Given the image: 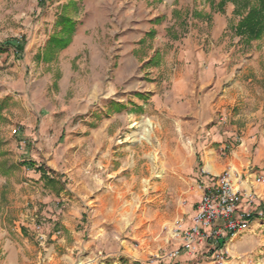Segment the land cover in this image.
I'll return each mask as SVG.
<instances>
[{
    "label": "crops",
    "instance_id": "crops-1",
    "mask_svg": "<svg viewBox=\"0 0 264 264\" xmlns=\"http://www.w3.org/2000/svg\"><path fill=\"white\" fill-rule=\"evenodd\" d=\"M102 1L120 7L113 14L111 28H105L109 22L107 11L84 10L89 14L85 21L60 11L56 16L50 14L55 25L45 29L48 11L43 6L41 13H36L37 24L27 23L21 29L32 35L29 41L28 36L23 39L18 35L14 36V45L0 39V69L13 58V66L7 69L17 72L16 80L11 82L10 76L0 70V98L11 93V101L18 106L14 118L19 129L16 148L20 161H26L21 166L27 170L18 184L26 192L22 196L25 203L21 204L20 226L12 232L0 225V264H40L36 261L37 239L25 234V226L33 224V215L42 220L45 239L55 248L47 264H75V249L93 238L81 237L78 227L87 223L83 221L87 217L82 215L75 195L89 190L92 171L100 169L103 173L109 166H116L114 172L121 170L126 147L114 143V138L144 113L158 121L159 159L177 177L197 182V200L185 207L187 219L179 223L180 228L192 224L205 186L212 185L215 175L228 165H235L243 174L251 170L264 179L262 36L245 42L236 34L240 15L234 13L230 2L210 12L209 0H192L199 4L195 11L187 10L189 0H129L142 6L141 16L134 6L123 9L124 0ZM172 1L178 5H171L165 12V2ZM124 26L130 30L123 31ZM66 37L69 41L62 45ZM34 48V60L30 61L25 52ZM43 49L50 52V57L41 65L37 61H41ZM81 50L87 51L84 56L88 59L82 63L75 59ZM109 50L114 51L116 80L125 83L121 94L110 98L101 94L98 99L92 95L79 97V90L73 88L93 80L96 51L105 58ZM29 61L38 63L32 84L24 79ZM241 61H245L244 67L236 70ZM71 89V100H66ZM109 150L111 156H103ZM208 163L219 172L211 171ZM38 167L46 179H55L62 188L45 184L47 180L41 177ZM137 170L141 171L137 167L124 170L117 178L134 177ZM2 173L7 178V173ZM5 183L4 179L0 193L5 192ZM114 188L116 194L126 193L123 186ZM253 189L252 200H239L228 219L217 218L213 224L216 232L204 237L195 250L181 246L179 237L168 243V252L178 248L168 255L173 264H246L248 258L254 259L262 252L264 180L254 184ZM111 203L115 208L107 207L108 203L101 206L105 217L98 219L99 224L120 225L119 217H108L109 209L120 207L117 201ZM168 210L164 214L171 218ZM247 211L253 215L250 220L242 219ZM228 220L238 226H229ZM201 230L210 231L208 227ZM216 254L223 259L220 263L214 260Z\"/></svg>",
    "mask_w": 264,
    "mask_h": 264
},
{
    "label": "rangeland",
    "instance_id": "rangeland-1",
    "mask_svg": "<svg viewBox=\"0 0 264 264\" xmlns=\"http://www.w3.org/2000/svg\"><path fill=\"white\" fill-rule=\"evenodd\" d=\"M226 2H230L234 6L233 11L240 15V19L250 5L256 4V0H249V5L247 7L240 8V12H235V9H237L235 0H209L210 12L217 11V9L220 10ZM171 5H178V2H165V8L162 9L166 12ZM43 6H46L45 9L48 11V14L46 13L47 15H45V17L48 18V20L44 22L45 29L47 25L52 24L53 27L55 25V18L52 17V21L50 14L51 16H56L57 12L60 11L65 16L74 15L79 17L80 20L85 21L87 19L85 16L89 14L84 13V10L107 11L109 22L105 25V28H111V19L113 20L115 18L113 17L115 15L114 12L120 8L119 5L117 6L115 3L102 0H0L1 42L14 45L13 41L15 35L23 39L25 36H28L29 41L32 35L22 33L21 29H23L24 25L27 23L32 26L37 24L39 15H36V13H41V10H43L41 8ZM122 7L123 9H129L131 7L135 10L139 9L140 15H143L142 6H139L136 2L124 0ZM198 7L199 4L192 0H189L188 5H186L187 10L192 9V11H195ZM31 9H33V13H29ZM39 9L41 10L39 11ZM110 11L113 12L110 13ZM159 11L160 10H157L156 12ZM177 11L179 12L180 8H177ZM178 12L175 11V13ZM178 19L177 17V20ZM122 30L126 31L130 29L128 26H124ZM236 34L245 41L244 36H241L237 32ZM98 35H100L99 32ZM117 35L118 34L113 37L115 40L117 39ZM261 36L262 43L264 44V33ZM68 41L66 37L64 40L65 45ZM94 41L97 42V40ZM42 46L44 47V45ZM38 47L40 48V46ZM34 50L35 48L25 52V56L30 59V61L34 60V57L31 59ZM86 52V50H81L75 59H79L80 63L87 61V57L84 56ZM42 53L41 61H37L41 63V65L47 62L49 60L48 57H50V52L45 49H43ZM96 53L97 56L95 58V65L93 66L94 71L92 73L93 80L90 82H80L79 88L74 86L73 89L79 90V97L92 95V97L97 96L98 99V96L101 94H104L103 96L108 98H110V96H119L125 83L121 81L117 82L116 80L117 68L116 61L113 57L114 51L109 50L108 57L105 58L99 56V51H96ZM13 60L14 59L11 58V62L8 65L1 66L2 69H0L2 73H7L10 76L9 80H11V82L16 80L17 76L15 69H7L9 65L13 66ZM23 61H19V63H23ZM30 61L24 79L26 83L29 82L32 84L36 78V69L34 68L37 67L38 63L35 64ZM16 63L18 62L16 61ZM244 65L245 61H241V63L237 65L236 70L242 69ZM73 69H75V67H73ZM73 84L75 85V82ZM11 87L14 86L12 85ZM72 94L73 90L71 89L66 100H71ZM11 98V93H9L6 98H0L1 101H4V108L2 110L4 118L0 120V162L8 160V162L6 161L7 172H5L7 173V178L3 177L4 173L0 171V184L4 179L6 181L4 184L6 188L5 192L0 193V206H2V208H0V225L2 228L14 232L17 226H20L19 214L22 207L21 204L25 203V198L22 196L26 194L25 189L20 188L18 184L20 180L24 178L27 170L20 164L21 156L19 149H17L19 148L17 145L18 140H15V138L17 139L18 137L19 129L16 133L12 132V129L18 128V123L14 120V118L18 116V106H16L15 102L11 101ZM5 108L6 110H4ZM141 116L148 117L151 124V128L149 127L147 130L146 139H140L138 141L137 138L136 141H129V133L133 134L138 132L135 126H131L133 122L130 123L126 131L118 133L114 138V143L120 145L122 143L126 147L125 152L127 156L124 159L121 170L114 172L116 166L115 168L109 166L107 171L105 170L103 173H100V169L97 168V172L92 171L93 177L89 182V190L86 193L75 195L77 204L80 205L84 211L82 215L87 217L83 218V221L87 220V223L78 227L82 230L83 235L81 237H93L92 242L86 244L81 243V246L75 249V254L73 255L75 264H173L172 259L168 256L173 250H169L168 252V246L170 245L168 243L176 241L177 236H173V229L178 227L179 223L187 219V215L184 213L185 207L187 205H194L199 191L197 182L189 178L177 177L175 174L176 172L173 169H169L167 164L159 159V147L156 145L158 121L148 113L141 114L140 117ZM140 117L136 120L140 121L141 119L143 120V118L145 119V117ZM11 142L13 146L10 144ZM113 148H115V146H113ZM103 156L110 157V150L107 154L104 153ZM207 166L211 171L219 172L211 168L209 163ZM135 167H137V169L139 168L141 171L138 172L139 170H137V172L134 173V177H125L124 179L117 178V176L121 177L124 170L129 171ZM62 181L66 182L65 179ZM59 184L60 186H58V182L56 184V188L58 189L62 188V183ZM116 185L126 188V193L116 194L114 188ZM180 186H182V189L179 188ZM121 200H123V202ZM115 201H117L120 206L119 210L114 209L115 205L111 203ZM105 203L109 204L107 207H114L109 209L110 213L108 210V217H119L120 225H112L111 222L110 224H106L105 222L99 224L98 219H100V217H105V215L101 214L100 210L102 208L101 206ZM147 207H149V210H147ZM168 208L171 210V218L164 214L165 211L169 212ZM5 209L7 211H5ZM3 218L5 224L2 223ZM33 218V224L25 226L27 229L25 234L27 237H36L37 242L35 241L34 243L38 245L36 261L40 264H47L54 257L55 248L45 239L47 236L42 229V220H38L34 215ZM171 245H173V243ZM261 250L262 252L255 256L254 259L248 258L246 264L264 262V246ZM163 253H167V255H163ZM256 257L258 258L256 259ZM224 264H227V262H224Z\"/></svg>",
    "mask_w": 264,
    "mask_h": 264
},
{
    "label": "built area",
    "instance_id": "built-area-1",
    "mask_svg": "<svg viewBox=\"0 0 264 264\" xmlns=\"http://www.w3.org/2000/svg\"><path fill=\"white\" fill-rule=\"evenodd\" d=\"M143 117L148 118L141 116V118ZM17 130L18 128H14L12 132L16 133ZM263 180L261 175H253L251 170L243 174L235 165H228L215 175L212 185L205 186L192 217V224L187 228L175 227L173 236L179 237L181 246L195 250L204 237L211 236L216 232L213 229L214 221L217 218L228 219L239 200L251 201L255 194L253 185L261 183ZM249 214L248 211L242 213V219H247ZM227 224L231 227L238 226V223L233 220H228ZM205 227H208L210 231L201 230ZM177 249L170 254L176 253ZM214 260H219L220 263L223 259L219 254H216Z\"/></svg>",
    "mask_w": 264,
    "mask_h": 264
},
{
    "label": "trees",
    "instance_id": "trees-1",
    "mask_svg": "<svg viewBox=\"0 0 264 264\" xmlns=\"http://www.w3.org/2000/svg\"><path fill=\"white\" fill-rule=\"evenodd\" d=\"M235 2L237 4V9H235V12H240V8H245L249 5V0H235ZM236 32L241 36H244L246 42L259 38L264 33V0H256V4H252L248 7L237 23ZM63 44H65L64 41H62V45ZM3 108L4 101L0 100V120L4 118L2 114ZM20 164H26V161H21ZM28 164L32 165L33 162L30 161ZM38 168L41 171V177H44L45 180H47L45 184L50 185L52 188H56L57 181L51 177H47L46 179L41 167ZM6 170V162L1 161L0 171L6 172ZM252 218V214H249L247 217L248 220Z\"/></svg>",
    "mask_w": 264,
    "mask_h": 264
},
{
    "label": "bare ground",
    "instance_id": "bare-ground-1",
    "mask_svg": "<svg viewBox=\"0 0 264 264\" xmlns=\"http://www.w3.org/2000/svg\"><path fill=\"white\" fill-rule=\"evenodd\" d=\"M131 126H135V128H137L138 132H135L133 134L129 133L128 139L130 142L136 141L137 138H138V141L140 139H146L147 130L150 127V122H149L148 118H145V119L143 118V120L141 119L140 121L135 120Z\"/></svg>",
    "mask_w": 264,
    "mask_h": 264
}]
</instances>
